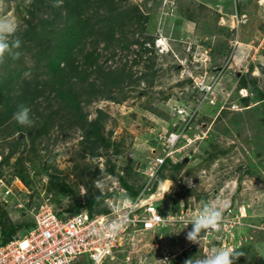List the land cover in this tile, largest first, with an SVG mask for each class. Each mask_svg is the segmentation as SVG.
Listing matches in <instances>:
<instances>
[{
  "label": "rangeland",
  "instance_id": "rangeland-1",
  "mask_svg": "<svg viewBox=\"0 0 264 264\" xmlns=\"http://www.w3.org/2000/svg\"><path fill=\"white\" fill-rule=\"evenodd\" d=\"M68 1L86 20L77 38L61 37L54 0H0V18L22 41L20 58L0 64L4 229L24 236L40 214L105 212L106 198L124 197L123 188L146 189L153 206L141 207L140 224L107 264H185L214 248L244 253L235 264H264V0ZM95 8L94 21L117 11L125 25L98 45L89 67ZM84 35L61 89L51 57L64 67ZM240 43L244 59L235 64ZM22 104L30 127L12 118ZM175 132L177 152L148 183L141 172ZM208 202L221 207V227L189 242L185 221ZM152 212L165 222L146 224Z\"/></svg>",
  "mask_w": 264,
  "mask_h": 264
},
{
  "label": "built area",
  "instance_id": "built-area-1",
  "mask_svg": "<svg viewBox=\"0 0 264 264\" xmlns=\"http://www.w3.org/2000/svg\"><path fill=\"white\" fill-rule=\"evenodd\" d=\"M180 137L175 132L168 140L164 138L162 144H167V148L144 168L149 176L148 183L174 157ZM122 190L124 197L106 198L108 208L105 212L92 214L85 210L69 216L40 214L32 231L24 236L12 235L9 239L0 214V264H83L82 261L87 262V255L91 264H107V258L120 248L128 230L140 224L142 208L153 206L155 200L150 197L144 205L146 189L137 196L130 195L125 188ZM162 222L165 218L152 212L146 224Z\"/></svg>",
  "mask_w": 264,
  "mask_h": 264
},
{
  "label": "clouds",
  "instance_id": "clouds-1",
  "mask_svg": "<svg viewBox=\"0 0 264 264\" xmlns=\"http://www.w3.org/2000/svg\"><path fill=\"white\" fill-rule=\"evenodd\" d=\"M54 6H59V0ZM15 33L16 26L14 23L11 20L0 18V64L4 63L8 57L14 60L20 58L21 53L18 49H20L22 41ZM30 112L31 109L22 104L18 106L12 118L20 125L30 127L34 123L30 117ZM144 171L141 173L145 174ZM180 204L182 206L183 202ZM222 218L223 212L218 203H205L198 215L185 221L186 227L192 225L186 239L189 242L200 244L201 233L218 231L221 227ZM241 256H244V253L231 248H214L207 256L195 260L193 258L187 259L185 264H235Z\"/></svg>",
  "mask_w": 264,
  "mask_h": 264
},
{
  "label": "trees",
  "instance_id": "trees-1",
  "mask_svg": "<svg viewBox=\"0 0 264 264\" xmlns=\"http://www.w3.org/2000/svg\"><path fill=\"white\" fill-rule=\"evenodd\" d=\"M65 1H66V6L68 8V9L66 8L67 10H65L66 14L63 15V8L65 6H62L60 4V2H59V8H61L62 11L59 14H57V19L64 22V24L62 25L63 28L61 30V32H62L61 37L66 38V36H67L68 38H70L73 35L74 38H77V35L81 34L80 29L86 20L81 13L72 12L71 11L72 9L70 7L71 6L70 1H68V0H65ZM93 1H96L98 3H102L105 0H93ZM57 2H58V0H54L55 4H57ZM79 2H81V0L75 1V3H79ZM78 5L79 4L75 5V8H76L75 10H78V8L76 7ZM93 5H95V3H93ZM87 6L91 7L89 4V0H87ZM68 10H70V11H68ZM97 10L98 9L95 8V10L93 11V13L91 15H87V40H88L89 36H94V34H96V36H94L95 39L92 40V42H91L93 49L91 51L87 52V55L85 57V63H87V66L89 65V67L94 65L96 62L94 57L97 54L98 45L107 37H110V39L115 40L116 39L115 34H116L117 30L120 29L123 25H125V21H124V24L122 23V21H123L122 15H119V13L116 14L117 11H110L112 13V15H111V18H109V19L102 20V18H99L100 21L99 20L94 21L93 19H95V16H97L99 14V11H97ZM92 20H93V27H92ZM108 21H110V28L109 29L107 28L108 26L106 27ZM84 37H85V35L82 37V40L79 41V45L70 47V49L67 52V54L70 56H66L64 58V60L66 61V64L64 67H62L63 59H61V58L59 59L58 57H51V61H50L51 66L53 67V69H56L60 73L59 78H60V82L62 84L61 89L63 87H65L66 84H68L67 77H68L69 69L71 66V64L69 63V58H71V54L75 53L74 48L80 47V46L82 47ZM122 47H124V48L127 47V44H125ZM117 73L118 72H116V73H113V72L112 73H105L104 76L107 77V79H111V77ZM107 86H108V84L107 85L104 84V86H103L104 91L107 90L106 89ZM3 97H4V100L9 99V96L4 95ZM10 100H13V98ZM27 106H30V105H27ZM130 190H131L129 193L130 195L135 196L138 194V192L133 191L132 188H130ZM100 201H102V199ZM89 211L92 214L95 213L91 209H89ZM1 224H2V222H1ZM12 230H14V228H12ZM12 230H7V229L5 230V235H6L7 239L12 237V233H11Z\"/></svg>",
  "mask_w": 264,
  "mask_h": 264
},
{
  "label": "bare ground",
  "instance_id": "bare-ground-1",
  "mask_svg": "<svg viewBox=\"0 0 264 264\" xmlns=\"http://www.w3.org/2000/svg\"><path fill=\"white\" fill-rule=\"evenodd\" d=\"M158 43H160V45H164L163 41L159 40ZM237 48L238 49L236 50V56H235V59H234V63L235 64H240L243 61V59H244V54L241 53L243 51L242 44L240 43ZM167 182L165 183L164 187H162L163 190H167V188H168ZM153 194L154 193L150 194L149 196H146L142 200V203L145 204L147 202V199H146L147 197H154L156 195V194H154V195ZM160 198H162V197H160Z\"/></svg>",
  "mask_w": 264,
  "mask_h": 264
},
{
  "label": "crops",
  "instance_id": "crops-1",
  "mask_svg": "<svg viewBox=\"0 0 264 264\" xmlns=\"http://www.w3.org/2000/svg\"><path fill=\"white\" fill-rule=\"evenodd\" d=\"M242 53V52H241Z\"/></svg>",
  "mask_w": 264,
  "mask_h": 264
}]
</instances>
